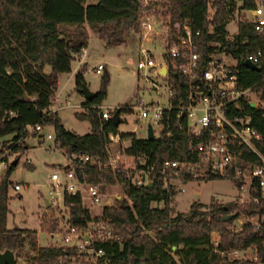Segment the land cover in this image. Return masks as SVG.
<instances>
[{
	"label": "trees",
	"instance_id": "obj_1",
	"mask_svg": "<svg viewBox=\"0 0 264 264\" xmlns=\"http://www.w3.org/2000/svg\"><path fill=\"white\" fill-rule=\"evenodd\" d=\"M239 1L240 10L256 7L257 0H155L147 6L142 0H0L1 146L25 138L28 123H40L44 128L52 124L55 141L69 153H89L99 157L85 169L86 179L100 183L104 188L119 184L124 189L120 200L105 205L103 210L104 216L112 218L121 232L119 242L101 244L111 259L109 264H223L224 257L227 264L264 263V223L255 227L246 221L239 230L232 229L239 217L262 213L261 204L240 199L213 200L209 204L195 200L189 210L173 213L171 201L175 188L166 184V179L177 170L165 168L163 162L166 159H192L187 148L201 138L191 133L186 125L174 127L173 136L162 133L154 139L135 132L122 133L123 138L131 140L123 152L130 155L143 153L146 156L144 166H155L150 182L137 185L133 175L123 167L112 170L104 166L110 160L109 132L118 131L111 119L103 118L100 107L108 93L109 71L102 75L97 95L83 102V111L76 112L77 117L90 121L89 132L81 134L68 129L58 111L52 109L59 74L72 70L75 54L87 46L89 28L104 38L108 46L123 44L125 32L138 28L144 10L157 7L168 22L170 39L178 38L181 22L189 20L195 30L201 31L197 40L203 57H209L218 48L227 50L238 61L240 87H252L260 95L263 105L253 108L251 103L244 102L243 109L233 108L234 115L251 114V124L261 134V138L254 140V147L238 146L233 168L263 163L264 26L258 30L254 22L240 20L238 31L230 37L227 24L233 19ZM211 15L216 27L209 32ZM249 49L263 51L260 69L243 65ZM48 66L50 71H47ZM85 69L83 66L75 75L76 88L80 92L86 84ZM9 134H12L10 138L1 139ZM27 148L23 142L15 146L21 151L19 158ZM17 165L12 163L0 178V250L18 251L29 242L31 253L26 264H69L77 256L73 246L39 245L36 229L8 225L10 176ZM233 173L217 177L232 179L240 186L242 182ZM188 178L192 176L188 175ZM256 187L255 182L253 188ZM253 191L259 193L258 188ZM65 202L74 203L70 207L72 224L81 225L92 218L81 195L67 193ZM160 202H163L162 206ZM228 214L233 217L224 220ZM41 227L52 232L58 229L59 223L54 214H47L41 219ZM215 232L220 235L221 250L253 246L255 252L252 255H258V259H229L214 251L211 238Z\"/></svg>",
	"mask_w": 264,
	"mask_h": 264
},
{
	"label": "built area",
	"instance_id": "obj_2",
	"mask_svg": "<svg viewBox=\"0 0 264 264\" xmlns=\"http://www.w3.org/2000/svg\"><path fill=\"white\" fill-rule=\"evenodd\" d=\"M156 11L159 9L156 8ZM244 11L243 16L237 20L238 24L240 20H246L254 22L256 28L262 30L264 0H257L256 7ZM209 19V32H211L216 25L212 22L213 15ZM139 26L141 47L137 68L140 71L153 70L154 75H147L146 79L153 83V90L157 92V97L147 100L140 95L132 105L120 104L115 107L100 105L103 118L112 120L114 111L120 110L122 122H125L124 111H132L138 126H142L143 120H149L145 124V136H148V125L151 124L155 138L161 136L162 133L173 136L174 127L182 128L186 125L191 133L201 138L200 141L191 143L187 148V153L192 159H166L163 166L167 169L175 168L177 172L195 177H210L211 175L226 177L230 176L232 171L233 175L242 182L240 187L247 191V197L242 201L259 203L264 209V157L262 156L263 163L261 164L233 168L237 162L238 146L247 144L254 147V140L261 138V134L251 124V114L246 112L234 115L233 108L243 109L244 102L250 103L253 100L256 101L257 107L263 105L260 98L256 99L253 96L257 95V92L252 87H240L238 61L227 50L218 48L212 51L209 57H203L197 40L201 36V31L195 30L189 20L181 22V34L175 39H170L167 20L163 16L158 17L154 12L147 13L144 10ZM157 36L161 38L155 41ZM155 42L165 46L163 59H157L155 53L146 45ZM83 51L86 50L83 48ZM262 58L261 49H249L244 60L248 59L260 65ZM103 68V63L96 67L97 71ZM161 80L167 87L164 97L163 92L160 91ZM119 125L117 132H109L110 160L104 166L112 170L123 167L128 174L133 175L135 184H146L150 182L155 166H144L146 156L143 153L130 155L123 152V149L131 144V140L123 138L122 133L135 132L138 134V132L122 131ZM25 131L26 137L20 138L16 141L17 143L12 141L5 146H0V178L5 175L15 159L19 162L18 154L21 151L15 149L18 143L23 142V145L27 146L28 138L39 136L40 142L44 143L46 149L51 150L60 146L55 141L54 133L44 132V127L40 123H28ZM46 139L53 141L46 143ZM172 139L175 142V138ZM113 147H115V153L112 155ZM67 156L68 163L63 168L64 178L60 171H54L50 175L52 180L49 190L50 206L56 213L55 217L59 219V227L52 231L51 235L61 239V242L57 244L73 246L77 251L76 257L94 263L109 264L111 259L106 255L101 244L106 241L119 242L121 240V232L116 228L114 220L104 216L103 212L96 216L91 213L92 218L87 219L85 223L72 224L70 207L74 203L70 205L65 202L67 193L81 195L85 206H87L86 199H90L92 203L103 200L104 187L100 183L88 181L85 172V169L97 162L99 157L89 153L74 152L67 153ZM78 167H80L79 171H77ZM255 182L257 187L253 188ZM22 187L21 182L14 183V189L20 190ZM257 188L259 193L253 191ZM120 197L121 195L118 198ZM243 216L244 219L238 218L239 226H236L235 221L233 230H239L246 221L251 222L255 227H260L264 223V211L253 216L246 214ZM211 246L214 251L229 259H249L251 257L254 260L258 259V255H252L255 252L253 246L221 250L220 235L217 232L212 235Z\"/></svg>",
	"mask_w": 264,
	"mask_h": 264
},
{
	"label": "rangeland",
	"instance_id": "obj_3",
	"mask_svg": "<svg viewBox=\"0 0 264 264\" xmlns=\"http://www.w3.org/2000/svg\"><path fill=\"white\" fill-rule=\"evenodd\" d=\"M94 0H88L91 2ZM155 0H142L144 6ZM160 2L166 0H158ZM241 1L237 3V11L233 16V21L227 24V28L232 37L238 31L237 20L242 17L244 10H240ZM147 8L146 12H154L158 17L163 16L161 11H156ZM213 13V10L211 11ZM145 14V13H144ZM147 15V14H146ZM158 29V28H157ZM89 39L87 43V53L83 57V65H86L85 79L88 87L94 91L100 88L102 75L107 70L110 73V81L108 85V93L103 101V105L107 107H115L118 105H132L135 103L138 96L142 95L147 100L156 99L157 92L153 90V83L146 79L147 75H154L153 70L137 68V62L140 55L141 35L140 26L136 29H129L125 32V42L123 44L108 46L106 40L102 38L95 30L89 28ZM161 36L155 38L160 40ZM157 56V59H163L165 46L159 42L146 44ZM83 50V49H82ZM76 56V54H75ZM76 57L72 62L73 72H65L61 75V86L59 93L54 98V106L58 107V114L63 123L68 126V129L76 133H87L91 129L89 120L81 119L76 116L77 111H83V102L85 95L76 88L75 71L78 61ZM103 63L104 68L97 71L95 66ZM50 70V66L47 67ZM160 91L163 92V97L166 95L167 87L163 80L160 81ZM256 99L260 95H253ZM164 100V98H162ZM86 100V99H85ZM123 118L126 120L119 125L122 131L134 130L138 135L145 136V124L149 120H143L142 126H138L135 121V115L132 111L125 110ZM44 132L54 133L52 124L45 127ZM12 134L6 135L1 139L10 138ZM39 136H33L27 139L28 148L20 157L16 169L10 176L11 185L9 187V207L8 225H20L36 229L37 242L39 245L57 244L61 239L57 236H52L51 232L41 227V219L45 215L56 213L53 209L47 210L46 199H49V190L51 189L50 175L54 171H60L64 178V165L68 162L66 147H55L54 149H46L44 143L40 142ZM52 139H46V143H52ZM1 146V142H0ZM112 155L115 153V147L112 148ZM21 182L23 187L20 190L14 189V183ZM166 184L173 185L175 193L173 195L171 205L173 213L179 211H187L193 201L198 200L204 203H211L213 200L227 202L235 199L241 201L247 197L245 188L240 187L236 182L229 178H214L195 177L188 178L181 172H175L166 179ZM119 195H124V189L121 185H112L104 188V197L101 202L92 203L90 199H86V203L91 213L96 216L103 212L105 205L116 204L120 198ZM111 201V203H109ZM61 206H63L60 200ZM163 205V202H160ZM56 218V217H55ZM240 218L244 219V216ZM59 222V219H57ZM240 225L239 219L236 220V226ZM16 262L18 264H26L27 256L31 253L29 242H26L24 247L18 251H14ZM227 257V256H226ZM222 260L223 264H227ZM69 264H101L86 261L81 257H75ZM264 264V263H263Z\"/></svg>",
	"mask_w": 264,
	"mask_h": 264
},
{
	"label": "water",
	"instance_id": "obj_4",
	"mask_svg": "<svg viewBox=\"0 0 264 264\" xmlns=\"http://www.w3.org/2000/svg\"><path fill=\"white\" fill-rule=\"evenodd\" d=\"M230 50H232V49H230ZM243 65L250 67V68H254V69H260L261 68L260 65L255 64L248 59L243 61ZM82 92L85 95L86 100H91L97 95V91L90 89L87 84L83 85ZM250 103H251V106L253 108L257 107L256 101L253 100ZM112 121L116 126H118L122 122V118L120 116V110L114 111V113L112 115ZM148 138H150V139L155 138L154 130H153L151 124L148 125ZM13 164L17 165L18 159H15L13 161ZM45 202H46V208L48 206H50V201L48 199H46ZM232 217H233V214H228L224 217V220H228ZM0 264H18L16 262L15 252L10 248L5 249L4 251L0 250Z\"/></svg>",
	"mask_w": 264,
	"mask_h": 264
},
{
	"label": "crops",
	"instance_id": "obj_5",
	"mask_svg": "<svg viewBox=\"0 0 264 264\" xmlns=\"http://www.w3.org/2000/svg\"><path fill=\"white\" fill-rule=\"evenodd\" d=\"M90 31V30H89ZM90 33V32H89ZM84 49L86 50L85 52L82 50L81 52H79L78 54H76V61H78V63H77V67H76V69H75V71L76 70H79L80 68H82L83 66H85L86 67V65L87 64H85V65H83V63H81L83 60V57L85 56V54L87 53V46L86 47H84ZM75 59V58H74ZM95 68H96V66H95ZM73 69V68H72ZM47 71H50V70H47ZM74 70H71V71H69L70 73L71 72H73ZM63 73H65V72H62V73H60L59 74V87H58V89H57V94L59 93V88H60V86H61V83H62V81H61V75L63 74ZM86 99V98H85ZM82 100V102H84V101H86V100ZM57 108L58 107H55L54 105L52 106V109L53 110H56V111H58L57 110ZM65 124V123H64ZM65 126L68 128V126L65 124ZM44 130H45V128H44ZM68 163V162H67ZM67 165V164H66ZM66 165H64V167L66 166ZM39 234V233H38Z\"/></svg>",
	"mask_w": 264,
	"mask_h": 264
}]
</instances>
